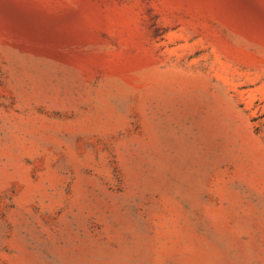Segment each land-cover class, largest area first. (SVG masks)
<instances>
[{
	"label": "rangeland",
	"instance_id": "374dc122",
	"mask_svg": "<svg viewBox=\"0 0 264 264\" xmlns=\"http://www.w3.org/2000/svg\"><path fill=\"white\" fill-rule=\"evenodd\" d=\"M0 264H264V0H0Z\"/></svg>",
	"mask_w": 264,
	"mask_h": 264
}]
</instances>
